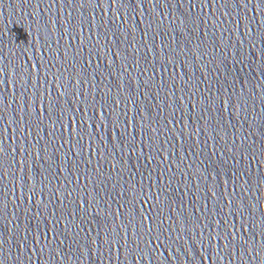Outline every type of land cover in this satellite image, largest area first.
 Here are the masks:
<instances>
[{"label":"snow or ice","instance_id":"1","mask_svg":"<svg viewBox=\"0 0 264 264\" xmlns=\"http://www.w3.org/2000/svg\"><path fill=\"white\" fill-rule=\"evenodd\" d=\"M73 134H76L75 128L73 129ZM148 198L151 199L152 197L149 196ZM159 204H160V201H159V198H157V207H159ZM141 216H143V213H141ZM144 220H145V222H147V217L146 216H144Z\"/></svg>","mask_w":264,"mask_h":264}]
</instances>
